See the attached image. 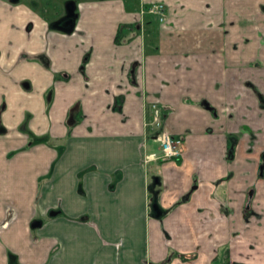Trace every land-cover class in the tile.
<instances>
[{
  "label": "crops",
  "instance_id": "0c3cea01",
  "mask_svg": "<svg viewBox=\"0 0 264 264\" xmlns=\"http://www.w3.org/2000/svg\"><path fill=\"white\" fill-rule=\"evenodd\" d=\"M75 2L0 0V264H264V0Z\"/></svg>",
  "mask_w": 264,
  "mask_h": 264
},
{
  "label": "built area",
  "instance_id": "2783aa9c",
  "mask_svg": "<svg viewBox=\"0 0 264 264\" xmlns=\"http://www.w3.org/2000/svg\"><path fill=\"white\" fill-rule=\"evenodd\" d=\"M143 10L145 14L156 17L160 22L167 19V10L163 3L151 4ZM150 108L152 113L147 122V127L155 135L160 146L157 151L146 153L144 162L148 164L151 161L158 162L181 158L184 153L183 137L172 135L164 129L165 110L159 103H151Z\"/></svg>",
  "mask_w": 264,
  "mask_h": 264
},
{
  "label": "rangeland",
  "instance_id": "374dc122",
  "mask_svg": "<svg viewBox=\"0 0 264 264\" xmlns=\"http://www.w3.org/2000/svg\"><path fill=\"white\" fill-rule=\"evenodd\" d=\"M51 1L53 2L52 8H54L56 11V15L58 18L57 21L60 19L62 20L66 16V3L70 0H51ZM74 1H77V0H74ZM61 23L63 24V22H61ZM62 147L63 146H61V148ZM263 166H264V161L260 165V170L263 169ZM152 184H153V187L157 186V188L159 189L158 192H161V194L163 193L164 188L161 185H157L154 181L152 182ZM172 208H173V206H169L168 210L172 211ZM154 210H156V209H154ZM154 210H152V212ZM152 215H155V214L152 213ZM169 218L171 219L170 220L171 222H176V216H174L173 214L171 216H169ZM152 221H154V218L152 219ZM168 232L171 235V238L169 237V235H167L165 233L162 226L159 227L158 231L157 230L154 231V226L152 224V243H153L152 248L154 250L158 246H161L163 248V250L167 251L166 252L167 253V259L170 257L176 256L178 254L177 252L179 249H177L175 247V245H176V242H180V240H178V241L176 240V237L174 236V233H175L174 230H169Z\"/></svg>",
  "mask_w": 264,
  "mask_h": 264
},
{
  "label": "trees",
  "instance_id": "16d2710c",
  "mask_svg": "<svg viewBox=\"0 0 264 264\" xmlns=\"http://www.w3.org/2000/svg\"><path fill=\"white\" fill-rule=\"evenodd\" d=\"M128 1H133L134 4L136 5V3H137L139 0H125V3H126L127 5H129V4H128ZM51 26H52L53 28L61 29L60 26H59V22H58V21L52 22V23H51ZM124 28H129L131 31H136V32H138V33L141 31V26H140V25H123V26L119 29V31L117 32V35H116V38H115V40H116L117 43H121V42H123V40H124L125 38H127V35L124 34V32H123V29H124ZM62 30H66V31H69V32H70L71 30H73V26H71V27H69V28H63ZM78 121H79L78 118H77L74 114L71 113V115L69 116V120H68L69 128L72 129V127H74V125H75Z\"/></svg>",
  "mask_w": 264,
  "mask_h": 264
},
{
  "label": "flooded vegetation",
  "instance_id": "af4514ba",
  "mask_svg": "<svg viewBox=\"0 0 264 264\" xmlns=\"http://www.w3.org/2000/svg\"><path fill=\"white\" fill-rule=\"evenodd\" d=\"M71 1V0H70ZM74 1V0H72ZM69 2V1H68ZM75 2V1H74ZM67 4V3H66ZM75 16H76V2H75V6L74 5H70L69 9H67L66 7V16L64 18L65 21V25H71L73 24L74 20H75ZM64 23V22H63Z\"/></svg>",
  "mask_w": 264,
  "mask_h": 264
},
{
  "label": "water",
  "instance_id": "95a60500",
  "mask_svg": "<svg viewBox=\"0 0 264 264\" xmlns=\"http://www.w3.org/2000/svg\"><path fill=\"white\" fill-rule=\"evenodd\" d=\"M70 5H74L75 6V2L72 1V0L67 2V4H66L67 9H69ZM51 215H56V213L55 212H51ZM36 226H41V222L33 223V227H36Z\"/></svg>",
  "mask_w": 264,
  "mask_h": 264
}]
</instances>
